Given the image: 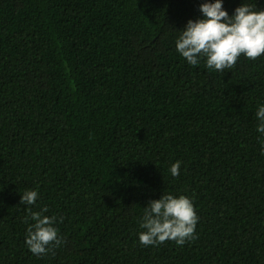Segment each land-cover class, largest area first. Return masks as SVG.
<instances>
[{
  "label": "trees",
  "instance_id": "1",
  "mask_svg": "<svg viewBox=\"0 0 264 264\" xmlns=\"http://www.w3.org/2000/svg\"><path fill=\"white\" fill-rule=\"evenodd\" d=\"M203 2L0 0V264H264V55L188 64L175 39ZM163 193L194 203L182 246L139 243ZM29 207L57 218L44 255Z\"/></svg>",
  "mask_w": 264,
  "mask_h": 264
},
{
  "label": "clouds",
  "instance_id": "2",
  "mask_svg": "<svg viewBox=\"0 0 264 264\" xmlns=\"http://www.w3.org/2000/svg\"><path fill=\"white\" fill-rule=\"evenodd\" d=\"M224 0H205L199 5L201 17L189 19L175 39L177 52L188 64L196 66L201 60L210 70L231 68L239 57L255 60L264 55V9L253 3H242L231 15L223 8ZM257 132L264 134V103L254 113ZM264 154V149H262ZM181 161L176 160L168 171L172 177L180 175ZM39 198L36 189H27L20 196V204L32 206ZM32 223L28 224L25 244L34 255L46 254L52 245L62 242L57 218L45 215L47 207L39 211L26 209ZM199 217L192 199L186 195L163 193L143 207L139 221L138 240L144 246L157 245L166 240L184 245L196 238Z\"/></svg>",
  "mask_w": 264,
  "mask_h": 264
}]
</instances>
